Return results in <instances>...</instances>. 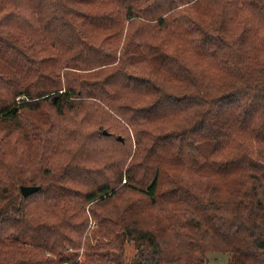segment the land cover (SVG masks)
Segmentation results:
<instances>
[{"label":"trees","instance_id":"1","mask_svg":"<svg viewBox=\"0 0 264 264\" xmlns=\"http://www.w3.org/2000/svg\"><path fill=\"white\" fill-rule=\"evenodd\" d=\"M208 254L264 264V0H0V264Z\"/></svg>","mask_w":264,"mask_h":264},{"label":"rangeland","instance_id":"2","mask_svg":"<svg viewBox=\"0 0 264 264\" xmlns=\"http://www.w3.org/2000/svg\"><path fill=\"white\" fill-rule=\"evenodd\" d=\"M92 224L94 225L95 223ZM134 253L133 246H127L126 258L128 261L133 257ZM230 257L228 254H208L207 262L208 264H229Z\"/></svg>","mask_w":264,"mask_h":264},{"label":"water","instance_id":"3","mask_svg":"<svg viewBox=\"0 0 264 264\" xmlns=\"http://www.w3.org/2000/svg\"><path fill=\"white\" fill-rule=\"evenodd\" d=\"M104 134H106V133H104ZM38 191H39V188H36V187H21V193H22L23 197H29Z\"/></svg>","mask_w":264,"mask_h":264}]
</instances>
